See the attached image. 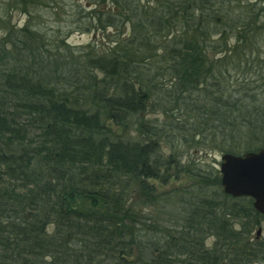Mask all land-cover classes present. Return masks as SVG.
<instances>
[{
    "label": "trees",
    "instance_id": "1",
    "mask_svg": "<svg viewBox=\"0 0 264 264\" xmlns=\"http://www.w3.org/2000/svg\"><path fill=\"white\" fill-rule=\"evenodd\" d=\"M35 1L12 0L0 12L31 15ZM90 7L78 31L105 37L126 26L128 38L71 47L30 19L20 29L10 21L0 27V264L263 261L264 244L249 239L264 218L253 199L226 194L219 169L185 166L177 150L260 149L228 144L245 129H264V102L237 94L230 67L215 62L233 53L228 41L237 42V55L264 30V5L93 0ZM156 109L164 120L149 117ZM186 167L200 184L160 191L150 182L167 184L173 168Z\"/></svg>",
    "mask_w": 264,
    "mask_h": 264
},
{
    "label": "rangeland",
    "instance_id": "2",
    "mask_svg": "<svg viewBox=\"0 0 264 264\" xmlns=\"http://www.w3.org/2000/svg\"><path fill=\"white\" fill-rule=\"evenodd\" d=\"M92 1L93 0H38V2L35 1L34 5L30 8L32 10L31 15L20 10V7H14L13 11H11V14L7 11L4 14L0 12V27L4 24V22L10 21L12 26H14L16 29H20L24 27L30 19L33 24H40V26L45 31H49V36L54 35L55 38L66 37L65 40L71 47L85 46L93 43L94 41H97L99 44L104 43L105 47H108V45L112 43V40L117 39L118 37H120V39L128 38L126 33L128 32L129 28L127 29L126 26L123 28L122 34H118V31L115 28L106 30L108 35L105 37H102V34L99 33V31L95 33L90 31H78V22L83 24V26L88 25V14L89 10L91 9L90 6L92 5ZM244 1L254 3L257 6L264 5V0ZM7 2H12V0H0L1 10L4 9V5ZM82 8L86 9H84L83 13L79 14V10ZM96 11L97 13L105 12L102 7H98ZM262 14V17L260 15L258 21H262L264 19V13ZM4 33V30L0 28V37H2ZM254 33L255 35L253 37H248V41H250L251 46L246 44L243 46L240 44L242 47L240 50L241 53L237 55L234 54L235 46L238 45L237 42L228 41L229 47L233 49V53L230 56L225 53L226 59L222 63L219 61L215 62V65L223 67V69L230 67L229 69L232 70V72L228 75V78L230 79L229 83L232 85V89L235 90L237 94L241 90L248 91L252 96L255 95L256 99H258L257 102H264V30L260 29L257 32L255 30ZM215 39L216 42H218L219 39L216 37ZM223 42L225 41H219L217 44ZM212 54L213 53H210V58L213 57L219 59L224 57V54ZM236 61H238V64L235 67ZM149 117H158L159 119L164 120L166 115L162 114L160 109H156V113L151 114ZM114 129L116 131L118 130V128ZM169 141L170 140L168 138L164 143L165 151L169 150ZM218 143L221 144L223 142L219 140ZM228 144H230L232 147L238 148V150L263 148L264 129H255L251 131L245 129L241 136H237L235 140L228 142ZM182 146L183 147H181L180 151L177 150L178 153H176L179 155L178 157L185 166L197 164V166L194 167H208L210 169H215V167L217 169L219 168L221 164V157L224 154L221 151V148L219 149V147H217L215 149H211L209 153L204 154L203 151H200V149L196 148V145H190L186 143ZM187 168L189 167H186L183 172H177L173 168L167 184H162L161 181L154 179L150 180V182L153 183L160 191H167L173 188L200 184V181H198L199 179ZM190 169L192 170L191 167ZM204 183L207 186H213L215 184L212 182L202 181V184ZM238 228L241 229V226ZM259 229L261 230V233L257 234ZM249 239L264 244V218L261 220L260 224L254 225L252 227L249 232ZM255 264H264V260Z\"/></svg>",
    "mask_w": 264,
    "mask_h": 264
},
{
    "label": "water",
    "instance_id": "3",
    "mask_svg": "<svg viewBox=\"0 0 264 264\" xmlns=\"http://www.w3.org/2000/svg\"><path fill=\"white\" fill-rule=\"evenodd\" d=\"M219 169L224 192L236 198H252L255 209L264 214V148L243 154L225 153Z\"/></svg>",
    "mask_w": 264,
    "mask_h": 264
}]
</instances>
